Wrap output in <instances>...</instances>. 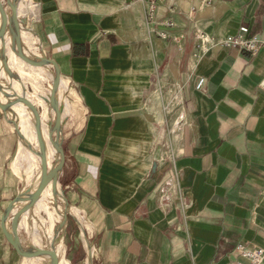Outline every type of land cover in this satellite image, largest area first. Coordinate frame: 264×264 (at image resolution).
I'll list each match as a JSON object with an SVG mask.
<instances>
[{
    "label": "crops",
    "instance_id": "0c3cea01",
    "mask_svg": "<svg viewBox=\"0 0 264 264\" xmlns=\"http://www.w3.org/2000/svg\"><path fill=\"white\" fill-rule=\"evenodd\" d=\"M148 3L18 0L29 56L60 67L66 154L56 194L49 184L18 234L62 264H235L239 242L264 247V0H156L152 13ZM241 27L262 43L255 55L224 44ZM34 68L37 86L18 74L7 88L41 111L55 69ZM13 109L25 136L0 107V264L40 260L20 256L2 230L10 201L42 175L34 123L24 105ZM50 157L49 169L60 158L52 145Z\"/></svg>",
    "mask_w": 264,
    "mask_h": 264
},
{
    "label": "water",
    "instance_id": "95a60500",
    "mask_svg": "<svg viewBox=\"0 0 264 264\" xmlns=\"http://www.w3.org/2000/svg\"><path fill=\"white\" fill-rule=\"evenodd\" d=\"M6 5V6H5ZM18 0H0V14H1V24H0V66L1 63L5 69V72L9 75L10 79L18 78L19 75L14 73L10 68L8 59L6 57L7 54V32L10 31L12 35V51L24 62L28 65L34 67H42L45 65H53L55 69V77L53 80V87L50 94V106L56 114L55 121L49 125L48 128V141L49 143L56 149V152L60 155L59 162L53 168L49 169L48 165V157H47V147L46 142L42 132V116L41 111L38 109L36 104H34L26 94H18L17 92H9L6 91L3 87L0 80V94L5 95L11 100L7 103H2L0 99V107L5 112H15L13 107L23 103L29 109L32 110L35 116L34 127L35 132L39 144L40 151L38 155L41 158L42 164V178L41 182L34 193L22 194L14 199H12L5 209L4 215L1 219L2 230L3 233L10 243V245L15 249V251L22 257H27L29 259L39 257L41 255H48L51 259V264H60V259L58 252L53 248H26L21 242V239L18 234V221L22 214L27 212L30 208L34 206V204L40 200L41 195L46 190L47 186L52 183V191L56 194V183L58 179V173L62 170L65 160L66 154L64 148L62 147V143L60 141V133H61V122H62V113L59 105V101L57 99V92L60 87L61 82V71L58 63L51 58L48 57H39L38 59L31 58L26 55L24 52L23 40H22V23L19 19L18 15ZM6 7H10L12 10L11 15H8ZM1 76V72H0ZM205 88V85H204ZM203 88V90H204ZM20 132V130H19ZM21 134V132H20ZM21 201H29L27 205L21 208L12 219V231H8L6 227V221L9 218L10 214L14 209V204Z\"/></svg>",
    "mask_w": 264,
    "mask_h": 264
},
{
    "label": "bare ground",
    "instance_id": "6f19581e",
    "mask_svg": "<svg viewBox=\"0 0 264 264\" xmlns=\"http://www.w3.org/2000/svg\"><path fill=\"white\" fill-rule=\"evenodd\" d=\"M7 10L9 11L10 10V7H7ZM0 22H1V14H0ZM27 34L24 32V33H22V39H23V46H24V52H25V54L26 55H28L29 56V54H30V52L32 51V48H28V47H26V45H31V39H30V37H29V35L28 36H26ZM7 39H8V42H10L11 43V41H12V35H11V33H10V31H8L7 32ZM33 40V39H32ZM34 41V40H33ZM26 44V45H25ZM33 44V43H32ZM0 47H1V43H0ZM30 47H34V46H30ZM36 53V52H35ZM9 56H11L12 58H13V60H14V68H15V70H13L12 69V67L10 66V68L13 70V71H15L17 74H19L23 79H28V76H30L31 77V70L30 69H33V71H35L34 69V66H31V65H28L26 62H24V61H22L17 55H15V53L12 51V50H10L9 51ZM9 65H10V63H9ZM26 66H29L30 67V69L28 70V69H26ZM3 72H4V81L2 82V80H1V83H2V85H3V87L5 88V89H7L6 91H9V92H12V91H10V90H14L15 92H17L16 91V89L14 88V85H13V87L12 88H7V85H8V83L10 82V78H9V76H8V74L5 72V70H2ZM2 73V72H1ZM51 76V75H50ZM43 83H45V82H43ZM42 83V84H43ZM41 84V85H42ZM59 91H60V87H59V90H58V92H57V95H60V93H59ZM18 93V92H17ZM18 94H20V93H18ZM47 96H49V94L47 95ZM1 97H4L5 98V100L7 101V97L5 96V95H3V94H1V96H0V99H1ZM34 97H35V99H39L40 101H42L43 99L40 97V95H39V92H38V88H36V90H35V92H34ZM1 101H2V99H1ZM5 101V102H6ZM44 101V100H43ZM3 102V101H2ZM20 104H22V105H24L25 107H26V109H27V112L29 113V115H30V117H31V121H32V124L34 123V121H35V116H34V113L32 112V110L31 109H29L25 104H23V103H20ZM15 107V106H14ZM14 111L16 112V110L14 109ZM50 115H52V116H54V118H55V116H56V114H55V112L53 111V110H51V107H50V105L48 104V103H46L45 101H44V103H43V108L41 109V116H42V124H43V128H42V132H43V136H44V139H45V142H46V147H47V157H48V165L50 166L51 164H52V158L50 157L51 156V144L49 143V141H48V125H47V122H48V120H49V116ZM16 121H17V126H18V128H19V130H20V132H21V134H23L24 135V133L22 132V129H21V127H20V117H19V115H18V113L16 112ZM33 126H34V124H33ZM35 128H34V130H33V133H32V137H35L36 135H35ZM25 136V135H24ZM58 156H60L59 154H58ZM29 166V165H28ZM31 166V165H30ZM29 169H30V167H29ZM35 170V169H34ZM41 178H42V175H41V173H39V175L37 176V178H36V180H35V187H38L39 186V184H40V181H41ZM23 203L24 202H18V204H17V208H20L22 205H23ZM48 207V206H47ZM47 212H48V214L49 213H51L52 211L51 210H49L48 208H47ZM8 228H9V224H8V226H7ZM50 235V234H49ZM58 255H60V253L58 252ZM60 258V264H62V258H61V255L59 256ZM39 258L40 259H44V260H46V261H48L49 263H51V259H50V257L48 256V255H41V256H39Z\"/></svg>",
    "mask_w": 264,
    "mask_h": 264
},
{
    "label": "built area",
    "instance_id": "2783aa9c",
    "mask_svg": "<svg viewBox=\"0 0 264 264\" xmlns=\"http://www.w3.org/2000/svg\"><path fill=\"white\" fill-rule=\"evenodd\" d=\"M156 8V0H149L148 11L154 12ZM247 28L241 27L240 33L234 36H228L224 40V44L228 47L239 46L255 55L261 48L262 43L258 37H250L246 35ZM203 81L198 84L201 88ZM238 260L235 264H264V247H261L253 241H242L236 245Z\"/></svg>",
    "mask_w": 264,
    "mask_h": 264
},
{
    "label": "rangeland",
    "instance_id": "374dc122",
    "mask_svg": "<svg viewBox=\"0 0 264 264\" xmlns=\"http://www.w3.org/2000/svg\"><path fill=\"white\" fill-rule=\"evenodd\" d=\"M39 78H40L39 75H31V79H30L31 81L30 82L32 83L33 87L34 86H37V84L34 83V81L38 82L39 81ZM170 91H171L170 94L173 95V97H174V89L171 88ZM166 101H168V100H166ZM169 102H170L169 104L166 103V114H169L170 111H171V109L173 108V106L176 105V101L173 102V98ZM17 257H19V259H20V256H17ZM22 264H50V263L48 261L44 260V259H40L38 261H31V262H26L25 260H23L22 261Z\"/></svg>",
    "mask_w": 264,
    "mask_h": 264
}]
</instances>
